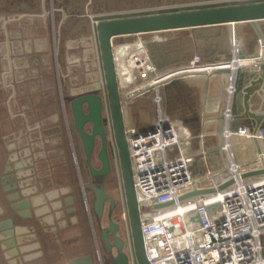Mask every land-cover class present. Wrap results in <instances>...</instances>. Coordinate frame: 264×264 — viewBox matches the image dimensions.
I'll return each mask as SVG.
<instances>
[{
	"label": "built area",
	"instance_id": "obj_1",
	"mask_svg": "<svg viewBox=\"0 0 264 264\" xmlns=\"http://www.w3.org/2000/svg\"><path fill=\"white\" fill-rule=\"evenodd\" d=\"M260 1L264 0H228L226 3ZM181 8L125 10L90 15L97 61L94 83L101 86L99 95L103 101V121L110 160L112 169L118 175H122L121 164L107 96L97 24L102 20L160 14ZM263 23L242 22L191 29L212 28L218 34L198 35L229 39L230 59L225 56L208 61L195 56L187 64L166 69L157 68L150 59L147 45L140 40L144 35L112 39L125 137L140 211L144 251L149 264H264V175L243 178L246 173L264 169ZM248 26L253 27L255 39L247 46L238 32ZM224 30L227 33L220 34ZM148 35H156L158 38L159 34ZM184 36L186 40H194L190 34ZM127 38L138 40L130 44L122 43L121 40ZM127 47L128 54H125ZM118 49H122L120 54L124 56L122 61L127 71L126 77L118 71V61L121 60L116 55ZM218 71L221 73L216 74ZM239 71L248 75L243 91L250 89L251 96L248 107L244 106L242 113L235 118L232 105L237 92ZM177 76L201 82L202 96L197 110L172 115L164 109L161 95L166 86L164 83ZM152 80L157 82L156 87L143 88ZM258 81L262 82L259 84ZM151 92L156 116L143 125H134L130 105ZM187 120L191 122L186 123ZM233 121L235 124L231 125ZM229 182L232 184L222 189ZM195 191L210 193L180 200ZM165 204L170 205L156 208ZM118 205V218L123 229L129 264H138L122 183Z\"/></svg>",
	"mask_w": 264,
	"mask_h": 264
},
{
	"label": "rangeland",
	"instance_id": "obj_2",
	"mask_svg": "<svg viewBox=\"0 0 264 264\" xmlns=\"http://www.w3.org/2000/svg\"><path fill=\"white\" fill-rule=\"evenodd\" d=\"M227 1L228 0H59V4L57 3L53 8L61 12L55 13L53 15L54 21H52L51 15H42L41 0H0V46L5 44L7 41L6 35L8 34L9 40L14 42L16 46L19 45L20 50L24 49V43L26 41L30 43L32 47L37 48V46L40 45L41 47H46L44 53H34V55L40 59V63L37 66H34V64L31 65L33 61L30 56H25L21 52L18 53L16 59L13 60L18 67V71H13L14 73L11 76L15 90L9 88L3 91L0 87V101L2 102V100H4V108L7 112L11 110L16 114L19 106L23 107L26 105L23 103L24 98L22 99V97H19L18 102H9L8 98L14 95L15 92H17L19 96H21L22 93H26L28 95L27 97L30 96L31 102H28V104L30 105L31 111H36V113H38L37 120H28V125L30 127L39 124L40 127L42 126V129H51L55 124L53 125L49 119L45 118L57 112L59 116L61 114L63 115L64 126L67 125L70 129L67 130L65 127V135L63 134V140L65 142V146L63 147V159H61L58 153L59 147L55 145L52 149V144L46 145V142H44V148L46 145L49 149L47 152H40L42 154L45 153L44 157L48 160L38 161L34 174L37 173V175L42 177V180H47V178H50L48 172L52 171L55 179H64L63 176L68 174V176L71 177H68L67 180H75L77 177V167L75 165L73 153H75L77 157L79 170H81L82 174H86L84 171V154L81 142L79 141L78 135H76L72 129L70 110L66 109L64 105L68 104L71 94L74 95L77 93L76 95H79L84 92L83 86L85 82L82 81V79L86 78V73L91 75V80L95 79L97 76V61L94 47L95 37L93 36L94 29L90 19L92 15L152 8L182 7L179 10L177 9V11H186L204 7L235 5L226 3ZM246 3L248 4L250 2ZM246 3L243 2L240 4ZM74 4H81L82 6L79 5L73 8ZM27 9L30 11L27 12ZM46 10V12H50L49 7H47ZM169 12L171 11H168V13ZM21 16L26 17L22 18V21H19ZM10 21L13 22L6 25V23ZM53 22L54 34L53 26L51 25ZM261 25L264 29V23ZM217 32L212 28L186 32L192 35L194 40H186L187 38L184 36L186 34L183 35L180 32L157 33L159 34L157 36L158 38L155 37L156 35H144L140 37V40L147 45L148 53L153 47L157 49L155 51H157L156 53L158 55L160 53V56L157 57L156 61H153L149 53L150 59L157 68L166 69L187 64V61L195 56H201L204 60L208 61L215 60L213 58L216 57L221 59L223 55L221 58L219 55L224 54L227 49L231 50V41L221 38L220 36L207 38L198 35L218 34ZM234 32L237 33L236 30ZM226 33L227 32L224 30L223 33L220 34ZM12 34H19V37L12 40L10 39L12 38ZM238 34L243 37V43L247 46L251 45L255 39V32L252 26L242 28ZM137 40V38H127L121 41L122 43L130 44ZM162 40L163 42H161ZM44 42L46 45H44ZM227 42H229L228 45ZM161 56L162 58H159ZM68 59L71 61L70 65ZM56 65H59L58 71L56 70ZM1 66H6V63L0 57V67ZM68 71L70 73H68ZM1 73L2 72H0V78ZM181 80H185L188 85L193 87L194 82L192 83L191 81L194 80L193 78L185 77ZM223 82V84H225L224 80ZM195 83L201 84L198 80H196ZM218 85L219 83L216 84L217 87ZM71 90H75V93L73 94ZM216 93L219 92L216 90ZM60 94H63L62 96L66 99L60 98ZM161 95L165 102L166 97L163 95V92H161ZM179 99L175 101L173 105V109L176 113L167 109L165 110L172 115H181L190 112V110L184 109ZM165 107H167V105ZM1 109L2 105L0 104V157L4 155V143L8 142L6 144H11L15 142V139L19 136L18 134L21 133L25 127L23 122L27 121L19 116H15L12 120L9 114H3L4 111L1 112ZM130 112L134 125L154 119L156 116V107L153 104V92L147 93L134 100L130 105ZM59 126H62V124ZM71 142L74 144L73 147L70 145ZM98 148L97 145L96 152ZM96 165L99 164L96 162ZM112 172L108 187L114 190L115 196L119 201L120 184L122 183L123 186L122 175H118L115 169H112ZM62 173H64V175ZM33 180L35 184H38L37 181H39L40 178L36 179L34 176ZM75 193L77 196L79 195L77 188H75ZM94 247L96 248V242L94 243Z\"/></svg>",
	"mask_w": 264,
	"mask_h": 264
},
{
	"label": "water",
	"instance_id": "obj_3",
	"mask_svg": "<svg viewBox=\"0 0 264 264\" xmlns=\"http://www.w3.org/2000/svg\"><path fill=\"white\" fill-rule=\"evenodd\" d=\"M24 17L26 16H21L20 19ZM257 21H264V2L102 20L97 24L96 31L104 70L107 96L112 116L115 141L119 152L134 252L138 264L149 263L144 251L143 237L141 233V217L136 200L131 161L125 137V120L120 103L113 58L112 39L119 36L178 32L242 22L255 24ZM52 26L54 34V22ZM227 59H230V55L227 56ZM219 73L221 72H216V74ZM223 73L227 72L223 71ZM182 78V76L174 77L171 80L166 81L164 85L175 84ZM247 80L248 75L239 71L236 83L237 92L234 95L232 105V114L235 118L242 113L244 106L248 107V99L251 96V92L250 89H245L243 91V86L247 83ZM261 82L262 81H258L259 84ZM100 91V84L94 83L89 85L85 88L82 94H79L71 101L70 109L74 129L83 144L86 165L89 169L90 175L92 178H100V182L104 183L106 177L111 172V165L109 161L107 133L103 121V101L99 95ZM190 122L191 120L186 121V123ZM88 124L91 125V133H87L85 130V126ZM234 124L235 121H233L231 125ZM96 139H99L101 142V149L98 153V159L101 163V168L99 170L95 169L92 164ZM75 163L78 167L76 157ZM261 175H264V169L246 173L243 175V178L246 179ZM231 184L232 182L225 184L222 189L227 188ZM209 193L210 191H195L180 198V200ZM106 202L111 203V208L108 217L106 218L107 224L104 225ZM169 205L170 204L158 205L156 208H164ZM23 206L24 205L22 204L19 207L23 208ZM114 207V199L105 192L102 186L93 189V206L91 214L95 217V220L98 223L100 242L103 246V252L97 250V257L100 259V264H129L122 225L113 219L112 214ZM25 214L30 216V210L28 208L25 209ZM25 214H23L24 217L26 216ZM80 263L92 264V261L90 257H86L71 262V264Z\"/></svg>",
	"mask_w": 264,
	"mask_h": 264
},
{
	"label": "crops",
	"instance_id": "obj_4",
	"mask_svg": "<svg viewBox=\"0 0 264 264\" xmlns=\"http://www.w3.org/2000/svg\"><path fill=\"white\" fill-rule=\"evenodd\" d=\"M57 3L59 4V0H41L40 4L42 15H51L52 21H54L53 15L61 12L56 11L53 8L57 5ZM79 5L82 6L81 4H74L73 8ZM47 7L50 8V12H46ZM19 21H22V19H19ZM11 22L13 21L6 23V25ZM6 37L7 41L5 44L0 46V57L6 63V66L0 67V72H2L0 87L3 91L9 88H13V90H15L14 82L11 76L14 73L13 71H18V67L13 61L16 59L18 53L21 52L25 56H30L33 61L31 65L34 64V66H37L40 63V59L36 57L34 53H44L46 48L45 46L41 47V45L37 46V48L32 47L31 44L26 41L24 43V49L20 50L19 45L16 46L14 42L9 40L8 34ZM11 37L12 38L10 39L14 40L19 37V34H12ZM228 43L229 42H227V45ZM44 45H46L45 42ZM125 49L127 50L128 47ZM121 51L122 49H118L116 54L121 53ZM229 53L230 50L227 49L224 54L219 56L220 58L222 55V57H225L228 56ZM125 54H128V50ZM213 59L218 60L219 57ZM70 63L71 61L69 60V65ZM124 67V62L122 61L121 70L124 71L125 75H127V71ZM56 70H59V65H56ZM68 73L70 72L68 71ZM85 76L86 78L82 79V81L85 82L83 86L84 90L89 85L94 84V79L91 80L90 74L86 73ZM191 81L192 83L194 82L193 86L195 85V88L197 89V107L199 108L202 96V86L200 83H195V79ZM57 86L59 90L58 79ZM71 92L74 94L75 90H71ZM62 95H59L60 98L66 99ZM74 95L71 94L70 99L73 98ZM27 96L28 95L26 93H22V95L19 96L17 92H15L14 95L8 98L9 102H18L19 97H22V99L24 98L23 103L26 105L23 107L19 106L16 114L11 110L7 112L4 108V100H2L3 103L0 101V104L2 105L1 112L4 111L3 114H9L12 120L15 116H19L27 120L23 122L25 125L24 129L18 134L19 136L15 139V142L12 143H14V145L17 144L21 147V150L27 152L24 156L26 162L32 161L36 164L38 161H44L45 159L48 160L44 157L45 153H41L42 151L47 152L49 149L46 146L47 144H52V149L55 145L56 147H59L58 153L60 154L61 159H63V147L65 146L63 134L65 135V127L68 130V126H64L63 115L61 114L59 116L58 113L55 112L53 115H49L45 118L49 119L53 125L55 124L54 127H51V129H42V126L40 127L39 124L30 127L28 125V120H37L38 113H36V111H31L30 105L28 104V102H31L30 96ZM146 122L147 121H143L139 124L137 123L136 125H143ZM58 124H62V126H59ZM44 142H46L45 148ZM40 185H46L44 192H41L40 190L37 193L27 191L29 192L27 195L17 199L19 204H26V208L32 212V218L27 219L26 221H17L18 223L15 224L11 220L1 221L0 264H71V262L76 259L86 257L91 258L92 264H100V259L93 255L94 243L96 242V247L98 248L97 250H101L103 247L101 246V242L99 243L96 238H93V232L86 224L87 216L85 212L80 210L77 206L79 204L78 196L73 195L71 197L70 194L66 195L59 193L58 191L61 190L62 187L65 188V186H62L63 184L58 190H56L55 186L53 188H49L47 180L44 181V184L39 183V186ZM70 198L73 203L75 200L74 207L73 203L69 201Z\"/></svg>",
	"mask_w": 264,
	"mask_h": 264
},
{
	"label": "flooded vegetation",
	"instance_id": "obj_5",
	"mask_svg": "<svg viewBox=\"0 0 264 264\" xmlns=\"http://www.w3.org/2000/svg\"><path fill=\"white\" fill-rule=\"evenodd\" d=\"M78 95H75L73 98H71L68 102L67 105H64V107L68 110H70V114H71V109H70V103L71 101L77 97ZM65 109V110H66ZM67 114V113H66ZM71 120H72V129L73 131L76 133L74 126H73V118H72V114H71ZM68 130L69 126H68ZM85 130L87 133H91V125H86L85 126ZM76 135H78L76 133ZM79 141L81 142V146H82V150H83V144L82 141L80 139V137L78 136ZM8 142H5V149H4V155H1L0 157V223L3 220H11L15 223H18L17 221H26L27 219L32 218V212L30 211V216L25 214V204H23V208L19 207L22 204H19L17 202V199L21 198L24 195H27L30 191L32 193H37L39 190L41 192H44V190L46 189V185L44 186H39V183H43L46 180H42V177H40V175L34 174L35 172V167L36 164H34L32 161H25L24 156L27 153L26 151L21 150V147L18 146L17 144L14 145V143L11 144H6ZM13 144V145H12ZM71 147L74 146L73 142H71ZM97 145H98V151L96 152L97 149ZM109 148V147H108ZM101 149V142L99 139H96V146H95V150L92 156V164L94 166L95 169L99 170L101 168V163L98 159V153ZM109 153V151H108ZM83 154H84V150H83ZM96 154V155H95ZM74 156V160H75V153H73ZM77 160V157H76ZM109 161H110V165H111V172L109 173V175L106 177L105 182L101 183L100 182V178H92L89 172V169L86 165V160H85V155H84V167H85V172L86 174H82L81 170H79V164L77 167V171H76V178L75 180L71 181L67 180L68 176L64 175V173H62L64 176V179H55L53 172L49 171L48 174L50 175V178H47V185H49V188H53L54 186L56 187V190L61 188L62 186H65V188H61V190H59L58 192L61 194H70V196L72 197L73 195H77L75 193V188H77L78 190V197H79V204L77 205L78 208H80V210L84 211L87 219H86V224L88 225V228H90V230L93 232V238L97 239V241H99L100 243V233H99V229H98V223L95 220V217L91 214L92 212V206H93V189L96 187H103L105 192L111 196L114 201H115V207L113 210V219L115 221L119 222V205H118V200L117 197L115 196L114 190L109 189V179L112 176V164H111V160H110V154H109ZM96 162L99 165H96ZM78 163V161H77ZM50 169V168H49ZM51 173V174H50ZM36 177V179L42 180V181H37L38 184H35V181L33 180L34 176ZM52 176V177H51ZM74 179V178H73ZM64 180V181H63ZM66 180V181H65ZM60 187V188H59ZM19 195V197H18ZM70 202L73 203V201L69 200ZM71 203V204H72ZM75 205V200L73 203V207ZM76 206V207H77ZM77 208V209H78ZM111 208V203L110 202H106L105 203V223L104 225L107 224V220L106 218L108 217V213L110 211ZM24 212V213H23ZM22 214V216H21ZM23 214H25L26 216L24 217ZM91 214V215H90ZM92 216V217H90ZM102 246V245H101ZM103 247V246H102ZM93 252L95 256H97V247L93 248ZM101 252H103V248L100 250Z\"/></svg>",
	"mask_w": 264,
	"mask_h": 264
},
{
	"label": "trees",
	"instance_id": "obj_6",
	"mask_svg": "<svg viewBox=\"0 0 264 264\" xmlns=\"http://www.w3.org/2000/svg\"><path fill=\"white\" fill-rule=\"evenodd\" d=\"M260 2H264V1H260ZM204 8H212V7H204ZM199 9H203V8H199ZM26 11L29 12L30 10L27 9ZM171 12H177V11H171ZM164 13H168V12H164ZM180 33H182L183 35L187 34L186 32H180ZM155 50L157 49H154L153 47L149 51L153 61H156L157 57L160 56V53L158 55L156 53L157 51ZM159 58H162V56ZM162 92H163V95L166 97L165 98L166 104L165 102L163 103L164 109H167L173 113H176V111H174L173 109V105H174V102L177 101L179 98H180L179 101L182 102V105L185 110L195 111L198 108L197 107V94H196L197 89L195 88V86L191 87L190 85H188V83L185 80H179L175 84H170V85L163 87ZM166 105L167 107H165Z\"/></svg>",
	"mask_w": 264,
	"mask_h": 264
},
{
	"label": "bare ground",
	"instance_id": "obj_7",
	"mask_svg": "<svg viewBox=\"0 0 264 264\" xmlns=\"http://www.w3.org/2000/svg\"><path fill=\"white\" fill-rule=\"evenodd\" d=\"M233 34V33H232ZM117 55V57H120L121 58V60H119L118 61V71L120 72V75L121 76H123V77H126V75H125V73H124V71H122L121 69V63H122V58L124 57V56H122L120 53H118V54H116ZM120 66V67H119ZM155 84H157V82H155V80H152V82H150L149 84H147L146 86H144L143 88H148V87H156V85ZM136 90V89H135ZM135 90H133V91H135Z\"/></svg>",
	"mask_w": 264,
	"mask_h": 264
}]
</instances>
